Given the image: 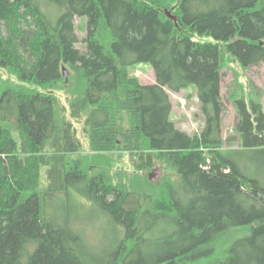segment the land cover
Wrapping results in <instances>:
<instances>
[{
	"label": "trees",
	"instance_id": "1",
	"mask_svg": "<svg viewBox=\"0 0 264 264\" xmlns=\"http://www.w3.org/2000/svg\"><path fill=\"white\" fill-rule=\"evenodd\" d=\"M234 62L264 64V0H0V264H264V183L231 158L264 157L260 102L232 100L223 149ZM192 87L189 134L171 94ZM126 156L132 182L110 171ZM158 162L173 174L141 180ZM75 192L108 218L98 247L62 219Z\"/></svg>",
	"mask_w": 264,
	"mask_h": 264
},
{
	"label": "rangeland",
	"instance_id": "2",
	"mask_svg": "<svg viewBox=\"0 0 264 264\" xmlns=\"http://www.w3.org/2000/svg\"><path fill=\"white\" fill-rule=\"evenodd\" d=\"M75 23L78 28L77 35L80 38L78 47L82 48L85 38V27L83 26V21L79 18L76 19ZM204 40L209 41L212 40V38L207 37ZM224 72L222 94L227 106V112L223 116L222 124L223 137L226 141L223 149H225V151L238 150L239 146L236 142H229V139L236 135L234 127L238 121V115L232 100L235 97L255 99L264 107V64L243 69L234 62L230 67L225 68ZM129 73L136 76L141 84L156 83L151 63H138L130 67ZM1 74H4V72L0 71V75ZM171 97L173 102L172 121L176 123L177 127L189 134H194L202 130L204 122L201 114L200 101L196 95L195 88L192 87L181 93L171 94ZM80 137L83 138L81 133ZM231 156L232 159L236 160L240 170H242L246 176L259 179L264 183V157L251 153H239ZM131 170H133V168L127 156L122 158V160H116L114 167H110L113 176L121 177L127 182H132L135 178H138L135 174H127V172ZM172 174L173 172L171 170L161 162H158L154 169L142 174L141 180L147 178L153 184L159 185L165 182V179ZM173 179L177 180V176L173 175ZM145 187L147 186L145 185ZM71 196H73L71 200H63L62 203L58 201L59 207L63 205L61 212L63 216L62 219H68L64 221H72L74 225L78 226V230L86 237L91 246H100L102 240H106L108 237V218L99 211L92 201L87 200L81 193L75 192Z\"/></svg>",
	"mask_w": 264,
	"mask_h": 264
},
{
	"label": "water",
	"instance_id": "3",
	"mask_svg": "<svg viewBox=\"0 0 264 264\" xmlns=\"http://www.w3.org/2000/svg\"><path fill=\"white\" fill-rule=\"evenodd\" d=\"M166 14H167V16H168L170 19H172V20H174V21L176 22L177 19L171 15V12H169L168 10H166Z\"/></svg>",
	"mask_w": 264,
	"mask_h": 264
}]
</instances>
